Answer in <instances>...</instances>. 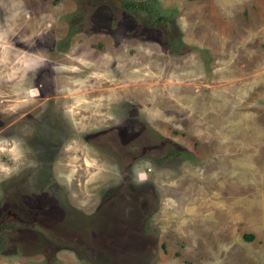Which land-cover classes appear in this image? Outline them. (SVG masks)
<instances>
[{"label":"rangeland","instance_id":"obj_1","mask_svg":"<svg viewBox=\"0 0 264 264\" xmlns=\"http://www.w3.org/2000/svg\"><path fill=\"white\" fill-rule=\"evenodd\" d=\"M123 1L0 0V264H264V0Z\"/></svg>","mask_w":264,"mask_h":264},{"label":"trees","instance_id":"obj_2","mask_svg":"<svg viewBox=\"0 0 264 264\" xmlns=\"http://www.w3.org/2000/svg\"><path fill=\"white\" fill-rule=\"evenodd\" d=\"M145 6L146 9H147V12H151V11H155V15L157 17V19H161L163 17V12H160V11H156L154 10L153 8V5H154V2L152 0H125L123 1V5L122 7L124 6L126 9H134L135 7H139L141 8V6ZM156 8V7H155ZM78 12L74 13V14H77ZM152 14V13H151ZM69 16V15H68ZM66 16V18L70 19L69 17L71 16ZM177 45V44H176ZM181 46V44H178ZM177 49V50H176ZM171 51H178V46L177 48H172ZM181 152V151H180ZM180 152L177 151L175 152L177 155H180ZM0 227H3V226H0ZM252 235L249 236V238H251Z\"/></svg>","mask_w":264,"mask_h":264},{"label":"flooded vegetation","instance_id":"obj_3","mask_svg":"<svg viewBox=\"0 0 264 264\" xmlns=\"http://www.w3.org/2000/svg\"><path fill=\"white\" fill-rule=\"evenodd\" d=\"M81 0H78V2H80ZM96 5V7L99 5L98 3H95ZM76 6H77V3H76ZM95 7V8H96ZM123 8L125 9V10H127L124 6H123ZM74 16H76V19H80L81 18V11H80V14L79 13H77V14H75ZM0 226H3V227H7V224H6V220L5 221H3L1 224H0Z\"/></svg>","mask_w":264,"mask_h":264}]
</instances>
